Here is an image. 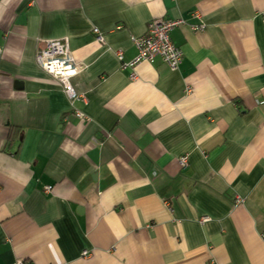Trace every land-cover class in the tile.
I'll return each mask as SVG.
<instances>
[{
	"label": "crops",
	"instance_id": "obj_1",
	"mask_svg": "<svg viewBox=\"0 0 264 264\" xmlns=\"http://www.w3.org/2000/svg\"><path fill=\"white\" fill-rule=\"evenodd\" d=\"M157 20L183 22L181 65L126 66ZM61 39L72 78L37 64ZM17 261L264 264V0H0V264Z\"/></svg>",
	"mask_w": 264,
	"mask_h": 264
},
{
	"label": "built area",
	"instance_id": "obj_2",
	"mask_svg": "<svg viewBox=\"0 0 264 264\" xmlns=\"http://www.w3.org/2000/svg\"><path fill=\"white\" fill-rule=\"evenodd\" d=\"M182 23V21L175 20H157L150 23L145 36L133 39L138 55L132 63H128L126 66L134 67L141 62L152 63L161 59L169 68L178 69L183 59V51L173 45L171 33ZM95 34L97 40L102 42L103 38L98 30H95ZM119 56L121 59V55ZM37 64L49 75L60 79L75 77L80 70L79 64L72 55L68 39L42 41L37 54ZM77 115L83 117L80 113ZM180 163L182 167H185L189 164V159L182 157ZM87 255V252L83 253V256ZM12 264L27 263L17 261Z\"/></svg>",
	"mask_w": 264,
	"mask_h": 264
}]
</instances>
